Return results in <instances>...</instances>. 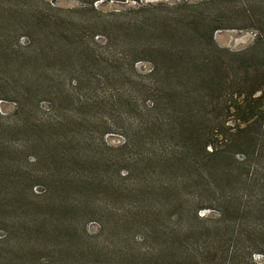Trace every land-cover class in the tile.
Wrapping results in <instances>:
<instances>
[{
	"label": "trees",
	"instance_id": "obj_1",
	"mask_svg": "<svg viewBox=\"0 0 264 264\" xmlns=\"http://www.w3.org/2000/svg\"><path fill=\"white\" fill-rule=\"evenodd\" d=\"M97 1L81 2L79 13L92 16L75 21L79 28L48 15L46 10L60 12L52 7L53 1L5 0L0 5V104L13 102L14 115H19L16 123L0 115V159L4 163L0 183L12 192L3 195L2 190L0 198L4 202L17 198L15 206L24 211L20 215L28 217L5 221L11 231L36 238V243L23 248L15 240L7 242L0 249V264H42L39 252L81 257L91 264L98 258L111 264L117 256L119 263L127 260L130 264H166L177 256L195 264H237L232 257L225 261L213 256L216 242L225 233L220 227L201 231L188 224L184 231L193 238L190 247L175 240L173 229L166 237L170 246L158 247L150 256H127L117 251L120 248L111 254L106 241L99 239L114 227L127 229L132 212L149 208V203L155 206V212L148 211L150 222L155 223L160 212L169 217L167 213L182 207L181 190L191 186L190 203L197 205L192 223H199L197 213L202 210L215 209L221 216L235 205L237 189L231 184L237 179L236 169L242 172L254 161L258 165L252 180L246 182L248 187L235 185L243 186L246 194L264 190V1L236 6L242 0H198L194 4L182 0L176 6L177 17L155 19L150 27L146 21H127L122 17L125 10L111 12L114 19L104 21L106 13L96 8ZM41 4L45 8L38 7ZM239 13L251 25H234ZM83 28L88 30L85 35ZM234 28H251L257 35L244 52L228 54L215 44L214 34ZM25 33L34 36L35 47L18 46ZM12 38L16 50L8 46ZM139 62L151 67L145 74L150 79L146 87L137 83ZM66 80L78 86L64 93L59 88ZM39 95L51 97L47 111L40 110ZM138 100L144 106L143 114L133 104ZM115 109L127 113L121 118L131 121L124 143L116 149L103 139L109 131H100L96 139L93 130L101 128L102 111L114 114ZM132 111L137 112L133 118L129 117ZM227 120L236 123L233 129L225 126ZM217 142L223 149L216 147ZM129 147L138 148L141 154L130 158ZM25 150L37 152L31 163L26 162L29 156L25 162L43 165L44 171L29 174L16 164ZM239 153L243 161L234 167L231 158ZM128 162H138L140 172L150 168L149 181H131L130 171L117 170L119 180L126 181L124 188L115 183L113 175L92 171L99 165ZM39 182L46 184L43 197L34 190ZM112 188L127 199L122 202L121 217L114 227L104 217L103 232L92 237L85 225L100 215L95 195L105 189L111 198ZM205 193L217 207L201 205ZM52 209H60L63 215L60 229L53 226L55 221L51 223L52 214L45 216ZM75 213H81L82 228L79 221L67 219ZM47 238L56 241L54 250ZM255 253L264 255L263 251Z\"/></svg>",
	"mask_w": 264,
	"mask_h": 264
},
{
	"label": "rangeland",
	"instance_id": "obj_2",
	"mask_svg": "<svg viewBox=\"0 0 264 264\" xmlns=\"http://www.w3.org/2000/svg\"><path fill=\"white\" fill-rule=\"evenodd\" d=\"M41 3L51 2L52 7L57 8L60 10V12L55 11H47L49 16H58L60 20L65 24L69 23L70 25L79 28L75 21H80L81 18L84 19V17H90L92 14L83 15V13H79L81 2L87 1V0H40ZM182 0H125L123 2L121 1H112V0H98L95 3V6L97 9H101L106 13V16L102 19L104 21L112 20L114 19L111 16V12L113 11H124L122 13V17L125 18L127 21H146V25L148 27L153 25V21L155 19L160 18H172L177 17L178 10L176 9L177 4H180ZM198 0H189V4H194ZM245 1L248 3L252 2H262L264 0H242L239 2V4H236V6H241V4H244ZM5 0H0V5L4 3ZM234 1H231L230 5H234ZM228 6V5H227ZM235 6V5H234ZM40 8H45L43 4L38 6ZM138 8H140L138 10ZM131 10V11H128ZM71 10V11H68ZM237 16H239V19L234 22V25L239 26H248L251 25L250 20H245V15H242L239 13ZM264 17V13L262 14ZM110 24V23H109ZM84 30L88 32L87 29L83 28ZM85 35V32H84ZM257 32L254 29L251 28H245L238 30L236 28L229 29V30H222L218 31L214 34V41L215 44L222 50H225L230 53H241L244 52L250 45L253 43V41L256 39ZM85 38V36H84ZM100 37L98 40L100 41ZM10 45H8L11 49L16 50L17 46L15 45V40L12 38L9 40ZM18 46L20 48H29L31 46H36V40L34 36L26 34L23 38L19 40ZM151 69L150 65L148 63H137L135 66V74H138L140 79H138L137 83L141 84L142 87H146L149 78L145 79V74H148ZM72 86L68 83V81H64L63 86L59 88L62 92H70L73 90V88L77 87ZM136 87V86H135ZM128 88V86H127ZM129 89V88H128ZM137 90V87H136ZM136 99V98H135ZM137 100V99H136ZM36 101H39V108L41 111H47L49 102L51 101V97H48L46 95H39L36 98ZM148 103V102H146ZM136 105V111H140L141 114H143V105L138 100L137 103H133ZM149 104V103H148ZM135 109V107H134ZM15 111V104L13 102H7V103H1L0 104V115L1 117H9L10 122L16 123V120L18 119L19 115H14ZM135 113L137 114V112ZM120 110L115 109L114 114H109L104 111L100 113L101 119V128H94L93 130L96 133V139L99 138L100 131H109L110 133L106 134L103 139L106 142V144L112 148H118L121 147L124 143V133H127L128 129H131V121H126L123 118H121V115L127 114L122 113L120 114ZM133 111L129 114V117L133 118L135 117V114ZM222 119H220L218 122H220ZM2 120L0 119V122ZM235 122L233 120H227L225 123V126L229 128L235 127ZM243 127V126H242ZM241 127V128H242ZM217 148H220L223 146L220 142L215 143ZM221 149H223L221 147ZM131 150V148H128V151ZM36 151L31 150H25L22 154H20L19 158L15 161L16 164L19 165V167L25 169V171L29 174L36 173V172H42L44 171L43 165H37V166H31V157L36 155ZM141 154V151L137 148L132 149L129 151L128 156L132 158L134 155ZM25 156H29L28 160L25 162ZM243 154L239 153L235 157L231 158V162L234 165H239L243 159ZM233 159V160H232ZM250 160V159H249ZM129 161V160H128ZM0 165L4 166V163L2 159H0ZM144 165V164H143ZM257 163L254 161L251 165H248V167L245 170L236 171L235 177L239 180L232 181L231 188L237 189V193L235 194V202L232 203L234 205L233 208L223 211V214L220 216V214L217 213L215 209L212 210H202L197 213V216L201 219L198 221L199 223L195 222L192 223V215L194 214V207L197 205L190 203V197L193 190L191 187L188 189L181 190L179 197H184L183 204L180 210H176L172 213H167L170 215L167 217L164 212H160L158 219L155 223H152L148 220V211H154L155 212V206L153 203L152 206L149 208L143 210V211H137L132 212L131 217L132 221L129 227L127 229L122 227H114V223L116 220H118L120 216V211L122 208L123 203L126 202L127 199H124L123 196L116 194L113 192L112 188V196L111 198H108L106 196L105 189H99L97 194L95 195L96 205L99 204V210L100 215L96 216L94 221L88 222L85 225V228L87 229L88 234L92 237H99L101 235L102 227L104 226V220L107 218L109 223L114 227L107 233H103V235L100 236V243L103 241H106V248L109 253L116 252V249H123V250H117L123 253L124 255H132V254H145L147 256H150L154 249H157L158 247L170 246V242H167V235L171 233V230H173L175 236V240L183 242L184 245L187 247H190L191 240H193L192 237H188L187 234H185L186 228L188 227V224H192L189 227H194V229H200L201 231H209L213 228H219L221 230H225V233L223 234L222 238L218 239L216 242V252L213 253V256H215V260H220L221 258H224L225 261L228 259L233 258V260H237V264H264V255L256 254L255 251H263L264 252V195L260 196L262 193H264V190L261 192L259 190H250L249 194H246L242 187L239 188L237 183H241L244 185V187H248L246 184L247 181L252 180L250 177L254 173ZM124 169V170H122ZM117 170H121V173L125 170L130 171L131 174V181L134 180H148L151 169L146 167L145 172H140L139 170V163L138 162H128L127 164H119V165H106L94 168L92 171H100V172H107L110 175H113V180L115 183H119L120 186L122 185L124 188L127 186L126 181H121L116 175ZM152 173V172H151ZM157 173V172H154ZM0 174H3V169H0ZM121 176V175H120ZM38 185L34 188L36 191V194L43 197L46 192V184L43 182L37 183ZM130 184V183H129ZM131 187V186H130ZM3 190V191H2ZM130 191L132 190L129 189ZM0 191L1 193L8 194L11 191L8 190V188L2 187V183H0ZM25 191V190H24ZM23 191V192H24ZM12 193V192H11ZM129 193V192H126ZM12 195V194H11ZM203 197L206 199L205 202H202V206H210V207H217L216 203H214V199L211 198V195L207 197V194H203ZM1 199V207H0V249L4 248L5 244L7 242H10L11 240H15L17 244H20L21 247H26L27 244H34L36 243V238L33 237L31 234L25 233V232H12L10 226L5 223V221H15L17 219L20 220H28V217H23L20 214L24 213L22 208H19L20 206H15V202L17 198H11L10 200L3 201ZM29 199V198H28ZM207 199H210L208 201ZM13 200V201H11ZM66 200H69V197L66 198ZM36 200L32 201L35 202ZM25 202V201H24ZM31 203V200L29 201ZM123 202V203H122ZM132 202V201H131ZM130 203V200H129ZM143 204H148L147 202H143ZM69 205V204H68ZM74 205V204H70ZM78 207V206H77ZM125 208V207H124ZM82 209V206H81ZM84 209V207H83ZM147 210V211H146ZM255 211V212H254ZM26 214V213H25ZM51 223L55 221V228L60 229L59 226L63 225L62 218L63 215L60 214V209H52L50 212L47 213L46 218L50 217ZM81 213H75L74 218H70L69 215L67 216V219H71L76 222H80L79 216ZM175 217V218H173ZM85 219H88L87 216ZM87 221V220H86ZM8 222V223H9ZM80 228L83 227V225L80 222ZM101 227V228H100ZM145 229L149 231L148 234H145ZM153 234V235H152ZM242 234L245 236L243 237ZM247 235V236H246ZM86 241H92L93 239L90 237H84ZM46 243L49 245L50 249L54 250V245L56 244L55 240L46 239ZM112 254V253H111ZM116 254V253H115ZM37 256L42 264H51L52 261H56L57 264H91V261L88 259H84L81 257L73 258L72 256H59L57 252H54L52 254H49L48 252H39L37 253ZM81 256V255H80ZM114 261H110L111 264H130L127 260H120L117 257H114ZM96 264H105L102 258H98L95 260ZM166 264H195L193 261H186L183 258H180L177 256V258H171L168 262H165ZM164 264V263H162Z\"/></svg>",
	"mask_w": 264,
	"mask_h": 264
}]
</instances>
